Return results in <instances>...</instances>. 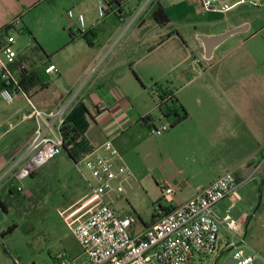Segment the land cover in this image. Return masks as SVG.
<instances>
[{
    "label": "crops",
    "instance_id": "0c3cea01",
    "mask_svg": "<svg viewBox=\"0 0 264 264\" xmlns=\"http://www.w3.org/2000/svg\"><path fill=\"white\" fill-rule=\"evenodd\" d=\"M43 1L0 0V32L7 25L11 26L12 21L19 20L20 24L9 30V33L13 35L12 30L20 29L19 26L23 24V14L38 8ZM102 1H105L108 4V9L112 10L109 4L110 0H89L90 5L97 8ZM228 1L230 0H218L220 4L228 3ZM238 1L235 0L232 5ZM137 2L139 4L129 13L123 11L124 5L121 9L118 7L117 10L116 8L113 10L122 23L131 18L128 28L136 26V34L133 36L127 38L123 35L119 36L120 26L114 29L113 21L108 20L105 21V29L108 34L100 41L99 30L94 27V22L96 19L98 21L104 19L108 9L103 17H99L97 13V17L94 19L90 14L91 8L86 6V8L77 11L85 16V32L79 34L76 21L69 20L64 27L70 38L66 45L68 53L65 60L60 58L61 51L49 56L33 39L35 45H32L26 52L20 53L17 50L18 58L14 68L26 65L28 71L36 72L43 80H56L62 85L61 89L54 91L50 100L47 97V99L39 101L41 110H52L67 101L69 97L75 96L67 113V126L74 127L80 134L78 140L70 145L67 151L74 163L91 155L105 141L110 140L119 154L115 162L126 165L133 173L132 163L135 159L140 158V155L149 159L153 158L148 143L153 140L152 134L154 135V133L140 124V120L148 114L157 119L154 112L157 102L152 100L150 103L149 93L144 85L145 78L143 79L146 70L150 69L146 61L147 58L156 52L160 53L155 56H161L167 52V46L171 42H173L171 44H174V48L178 47L179 50L187 52V54L184 53L186 54L185 61L190 59L188 51L193 48L199 50L204 58V45L199 40V36H216L234 29L245 28L242 33L230 36L216 47L211 58L207 61L208 66L202 71L199 70L194 74L188 73L186 70L187 73L185 72L184 75H189L186 84L193 85L194 89L204 90L212 99H200L193 94L181 97L173 92L187 111L188 117L165 132V136L159 141L166 173L158 176L152 175L153 179L160 183L161 190L163 187H172L176 192L182 186L192 187L193 192L182 202L197 194L226 171L234 173L240 183L239 186L246 184L248 181H242L253 173L259 159L264 155V71L233 66L215 68L212 64L226 58L224 51L220 50L230 40L248 42L256 35V30L250 21H230L227 20V15L224 13L205 12L196 0H167V3L170 4L168 8L179 9L182 13L184 9L193 11L187 16L189 19L191 17V20L185 23L177 22L160 0L170 22L166 26H159L151 16L150 20L144 16V13L150 10L151 3L146 5L143 0ZM137 9H139L138 12ZM220 14L224 16L223 20L222 18L217 19V16H221ZM181 24L192 26L194 35L189 36L177 28ZM167 27L171 30L169 36L166 35ZM23 28H26L25 31L31 35L27 27ZM70 32L75 35L72 37ZM86 33L88 35L84 38L82 34ZM234 55L232 53L228 57L231 58ZM244 56L245 58L250 57L256 62L258 52L255 46H250ZM198 60L196 61L198 62ZM50 65H55L58 72L46 74L45 69ZM47 86L32 90L29 93V98L30 96H39L47 91L50 82ZM247 90H254L256 99L253 102L247 104L243 100L244 98L236 100L240 95L244 97ZM43 102L45 105L42 104ZM26 111L21 113V118ZM21 118L22 126L26 123L23 127L21 126L18 133V135H22V145L10 156L6 154L7 147L0 151L1 201L4 200L1 190L14 179L15 169L22 165L20 160L33 133V122L22 121ZM11 129L12 126L8 132ZM8 132L0 134V139ZM81 140L84 141V144L78 146ZM232 157H234L233 160ZM255 179L257 183L264 179V164ZM253 189L257 191L256 188L253 187ZM238 196L239 200L234 206L244 201L241 207L248 211L254 209L255 202L249 204L239 193ZM182 202L175 204L172 197V203L169 206L174 208ZM231 204V199L227 198L215 207V212L217 213V208L222 206L226 209ZM113 209L116 211L115 208ZM163 212L165 211L158 210L149 223L138 229L157 222ZM117 214L127 217L118 212ZM248 218L247 214L240 218L245 225L242 229L245 243L264 259L263 245L253 238L251 231L247 229ZM224 235L223 230V237ZM219 240L223 244V238H219ZM79 257V263H81L85 259L83 252ZM56 261L57 258L53 264H56Z\"/></svg>",
    "mask_w": 264,
    "mask_h": 264
},
{
    "label": "rangeland",
    "instance_id": "374dc122",
    "mask_svg": "<svg viewBox=\"0 0 264 264\" xmlns=\"http://www.w3.org/2000/svg\"><path fill=\"white\" fill-rule=\"evenodd\" d=\"M143 1L146 2L147 0ZM161 1L177 22L185 23L191 20V17L189 19L187 16L193 11L189 9L185 11L184 9L182 13L179 9L168 8L170 4L167 3V0ZM234 1L230 0L228 3L223 4L232 5ZM109 4L112 10L108 9V4L105 1H102V6L108 9L107 16L99 21L96 19L94 22V27L99 30L98 38L100 41H102V37H106L108 34L105 29V21L108 20L113 21L114 29L120 26L119 36L123 35L127 38L136 34V26L133 25V27L128 28L131 18L122 23L113 12L115 8L117 10L118 5L114 0H110ZM138 4L136 0L127 1L124 3L123 11L129 13ZM86 6L91 8V17L95 19L97 17V7L90 5L89 0H44L38 8L23 14V24L19 26L20 29L12 30V34L16 39V49L20 53L26 52L32 45H35L36 41L49 56L61 51L60 58L65 60L68 53L66 45L70 38L64 27L69 20L76 21L78 24L76 18L69 19L66 13L71 9L74 10V13H77L79 9H84ZM138 11L139 9H137ZM148 13L149 11L145 12L144 16L150 20V14L148 15ZM225 14L227 20L230 21H250L254 30H256V35L248 42L242 40L226 42L227 44L220 50L224 51L226 58L221 62L216 61L212 65L215 68L233 66L264 71V0H244L243 3L236 5ZM220 15L217 16V19L222 18L223 20L224 16ZM24 26L31 32V35L25 31ZM177 28H180L189 36L194 35V28L190 25L181 24ZM199 30L201 29L199 28ZM166 32V35L169 36L171 33L169 27H167ZM171 43L167 46V52L161 54V56H155L160 53L156 52L146 60L150 69L146 70L143 79L145 78L144 85L149 93L150 103H152V100L156 101L153 93L155 87L157 89L169 87L175 95L181 97L193 94V96L200 99H212L210 96L208 97L204 90L200 91L194 89L193 85L186 84L189 75H184L186 70L188 73L194 74L199 70L202 71L203 68L208 66V59L203 58L199 50L193 48L188 51L190 59L185 61L187 52L179 50L178 47L174 48V44ZM253 45L258 52L256 62L250 57L245 58L244 56L248 48ZM232 53L235 55L229 58V54ZM44 81L45 86L50 82L49 89L39 96H30L32 104L37 108H40V100L47 99V97L50 100V97L54 95V91L62 88V85L56 80L48 81L45 79ZM239 98H244L243 100L248 104L253 102L256 96L254 90H247L244 97L240 95L236 100H239ZM42 104L45 105V102ZM28 106V99L25 95H21L11 102L0 99V134L7 133L10 126H12L8 134L0 139V151L7 147L6 154H9V156L22 145V135H18L22 126L20 118L21 113L26 111L29 108ZM154 112L157 117V128L162 133L159 136L152 134L153 140L148 143L153 158L149 159L140 155V158L135 159L132 163L133 178L126 186V192L121 194L119 198L115 195L112 196L114 202L111 203V206L119 214L133 218L135 229L149 223L153 216L158 213V210H160L158 202L162 207L171 204L164 199L160 183H157L152 175L158 176L166 173V165L164 160L162 162V150L159 144L161 138L165 136L162 127L166 125V121L155 108ZM83 144L84 141L81 140L78 146ZM233 159L234 157H232ZM134 169L137 171H134ZM260 183L261 181L257 183L256 179H253L237 189V193L249 204L255 202L254 209L248 211L241 207L243 201V203L239 202L238 205L233 206L230 215L238 221L244 214H247L249 216L247 229L251 231L253 238L261 242L264 247V186L260 193L258 191ZM7 184L1 190V196L9 211L3 213L0 210V264H53V261L61 256L79 262L82 249L73 234V229L81 220L98 210L101 203L77 170L70 153L63 151L58 157L37 169L30 178L22 181L13 179ZM161 185L163 184L161 183ZM10 188L20 189L21 194L10 196L7 193ZM193 190L190 186L180 187L172 196L174 203L182 202ZM105 199L109 200L108 198ZM217 213L219 216H223L225 208L222 206L217 208ZM14 225H16V228L1 236V233ZM219 238H223L222 229L219 231ZM242 249L247 254L257 253L251 250L248 245ZM232 254V250H228L224 258L218 259L216 255H211L199 259L196 264H224V259L232 257Z\"/></svg>",
    "mask_w": 264,
    "mask_h": 264
},
{
    "label": "built area",
    "instance_id": "2783aa9c",
    "mask_svg": "<svg viewBox=\"0 0 264 264\" xmlns=\"http://www.w3.org/2000/svg\"><path fill=\"white\" fill-rule=\"evenodd\" d=\"M154 0H147L149 5ZM205 12L227 13L236 5L220 4L218 0H196ZM99 17H103L106 8L102 3L97 8ZM67 17L76 18L77 31L86 30V19L81 13L67 11ZM20 24L19 20L11 22V28ZM10 30V29H9ZM0 33V99L11 102L25 95L20 87L21 73L28 71L26 65L14 68L18 51L16 39L9 33ZM55 65L45 69L46 74L57 73ZM153 93L158 96L156 88ZM29 108L22 115V121H32L34 128L25 153L20 160L22 165L15 169L13 177L17 181L30 178L37 169L43 167L64 151L65 127L67 113L75 96L69 97L49 111L35 107L30 98ZM103 108V107H102ZM168 124L162 127L165 132ZM157 136L161 130H152ZM119 156L110 140L105 141L96 151L75 166L87 185L98 197L101 206L87 218L80 221L73 229V234L81 246L85 259L79 263L66 256L57 258L56 264H196L199 259L219 255L232 250L235 264H264V259L257 253L247 254L243 235V221L234 220L231 211L239 200L237 189L239 182L232 171H226L197 194L163 212L154 224L135 229L134 219L121 217L110 206L112 196L120 197L126 192V186L132 178V171L124 164H117ZM264 164V155L259 159L253 173L243 180L255 179ZM87 174V175H86ZM175 189L163 187L164 199L172 203ZM108 198L109 200H106ZM230 198L231 206L225 214L219 216L215 207L223 200ZM225 235L223 244L219 240V231Z\"/></svg>",
    "mask_w": 264,
    "mask_h": 264
},
{
    "label": "trees",
    "instance_id": "16d2710c",
    "mask_svg": "<svg viewBox=\"0 0 264 264\" xmlns=\"http://www.w3.org/2000/svg\"><path fill=\"white\" fill-rule=\"evenodd\" d=\"M127 1H130V0H114V2L118 5V7H120V9L124 5V3ZM136 1H140V0H136ZM149 14H150L151 18L159 26H166L170 22L169 16H168L165 8L161 4L160 0H154L151 3ZM10 28H11V26L7 25L6 27H4L1 30L0 33H6V31L9 30ZM79 34H80V32H79ZM70 35L73 37L75 34L73 35L70 32ZM87 35H88V33H86L84 35L82 34V36L84 38H86ZM43 82H44V80L40 76H38V74L34 71H24L21 73L20 87L22 88L24 94H26V96H28V98H29V93L32 90H34L36 88L42 89V88L47 87V85L45 86ZM156 90L158 92V96L156 97V102H157L156 109L159 112V114L161 115V117L167 122L168 129L165 132H168L170 129H172L176 125H178L181 122H183L184 120H186L188 117V113L185 110V108L180 104L178 99L175 97L173 91L170 90L168 87H165V88L160 87V89L156 88ZM156 122H157V119L154 116H152L151 114L144 116L140 120V124H142L143 126L147 127L150 130H153L156 128ZM64 131H65L64 137H65V141H66V143L64 145V151H68L69 146L78 140V138L80 137V134L74 127H72L70 125L65 127ZM236 180H237V178H236ZM263 186H264V179L261 180L260 186L258 187V191L260 193H261V189ZM20 191H21L20 189L13 188V189L9 190L8 194L10 196L19 195V194H21ZM158 203H159L160 211L168 212V211L173 209L172 206H168V208H166V207H162L160 202H158ZM0 209L4 213L8 212L7 204L5 203L4 200L1 201V199H0ZM14 228H16V225H14L11 228H8L5 232H3L1 234V236H4L6 233L11 232ZM225 255H226V251L222 252L219 255L218 259L224 258Z\"/></svg>",
    "mask_w": 264,
    "mask_h": 264
},
{
    "label": "water",
    "instance_id": "95a60500",
    "mask_svg": "<svg viewBox=\"0 0 264 264\" xmlns=\"http://www.w3.org/2000/svg\"><path fill=\"white\" fill-rule=\"evenodd\" d=\"M245 28H238L231 31H228L226 33L216 35V36H199V40L204 45V51H205V58L209 59L211 58L213 50L218 47L220 44H222L225 40H227L230 36L242 33ZM224 264H235L232 257H227L224 259Z\"/></svg>",
    "mask_w": 264,
    "mask_h": 264
}]
</instances>
